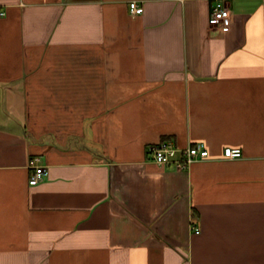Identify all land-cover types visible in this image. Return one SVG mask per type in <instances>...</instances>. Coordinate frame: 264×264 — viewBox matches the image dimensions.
<instances>
[{
    "label": "crops",
    "instance_id": "0c3cea01",
    "mask_svg": "<svg viewBox=\"0 0 264 264\" xmlns=\"http://www.w3.org/2000/svg\"><path fill=\"white\" fill-rule=\"evenodd\" d=\"M223 1L0 0V264H264V0Z\"/></svg>",
    "mask_w": 264,
    "mask_h": 264
},
{
    "label": "built area",
    "instance_id": "2783aa9c",
    "mask_svg": "<svg viewBox=\"0 0 264 264\" xmlns=\"http://www.w3.org/2000/svg\"><path fill=\"white\" fill-rule=\"evenodd\" d=\"M212 10L209 16V24L217 27H226L229 24V9L223 0H212ZM130 12L140 14L143 11L142 6L132 1L129 3ZM4 12L0 9V17ZM152 160L159 165H173L178 169H185L195 161L208 158V149L203 142H195L186 147H177L170 140H162L148 147ZM225 158H238L241 156L239 148L227 147L223 151ZM28 184H37L46 174V168L43 165H34ZM198 232V229L196 230Z\"/></svg>",
    "mask_w": 264,
    "mask_h": 264
}]
</instances>
